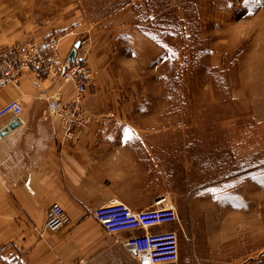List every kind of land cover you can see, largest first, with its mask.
<instances>
[{
  "label": "rangeland",
  "instance_id": "1",
  "mask_svg": "<svg viewBox=\"0 0 264 264\" xmlns=\"http://www.w3.org/2000/svg\"><path fill=\"white\" fill-rule=\"evenodd\" d=\"M128 5L132 13L126 16ZM117 19H132L160 49L154 61L132 67L139 78L134 123L138 131L170 134L172 149L146 171L112 166L125 171L100 174L101 193L130 200L167 195L187 230L192 207L200 216L244 215L252 264H262L264 0H0V52L28 45L39 51L50 38L59 42L70 34L81 41ZM124 34L119 41L125 44ZM57 54L59 60L58 46ZM186 233L188 240L180 237L181 264L184 244H191ZM18 255L1 251L0 264H22Z\"/></svg>",
  "mask_w": 264,
  "mask_h": 264
},
{
  "label": "crops",
  "instance_id": "2",
  "mask_svg": "<svg viewBox=\"0 0 264 264\" xmlns=\"http://www.w3.org/2000/svg\"><path fill=\"white\" fill-rule=\"evenodd\" d=\"M130 9L128 5L122 10L129 16ZM121 20L96 26L81 41L70 34L57 44L61 67L80 42L75 58L83 59L90 72L89 85L78 104V112L88 119L85 126L67 132L62 119L48 113L53 95L59 96L66 107L75 102L74 85L53 73L40 77L38 71L24 69L15 84L0 88V109L11 101H18L23 108L17 118L8 115L0 119V252L19 254L22 264H138L122 243L140 232L109 234L95 222L92 213L112 202L152 206L159 196L130 200L116 193L102 194L99 176L125 171L112 168L114 165L146 171L143 167L170 153L172 136L138 131L134 123L138 101L132 94L137 92L134 85L139 78L132 67L154 61L160 49L134 28L132 19ZM122 26H126L125 31ZM123 34L127 36L125 44L119 41ZM110 56L116 57V64ZM117 65L120 68L116 71ZM14 121L18 127L7 129ZM53 205L64 209L70 223L57 232H48L44 228L45 214ZM188 221L187 230L180 219L186 240V231L190 233L188 246L193 254L188 256L189 248L184 244L182 264L254 261L249 219L244 215L200 216L192 207ZM169 228H151L148 232ZM179 249L181 264L180 242Z\"/></svg>",
  "mask_w": 264,
  "mask_h": 264
},
{
  "label": "built area",
  "instance_id": "3",
  "mask_svg": "<svg viewBox=\"0 0 264 264\" xmlns=\"http://www.w3.org/2000/svg\"><path fill=\"white\" fill-rule=\"evenodd\" d=\"M57 43L58 40L50 38L45 42V48H40L39 51L28 45L0 52V88L10 83L15 84L24 69H33L38 71L39 75L53 73L62 81L72 83L75 88V102L72 107L63 106L57 95H53L47 105L48 113L59 116L65 124L66 131L71 132L88 122L87 117L78 112V104L89 85L90 72L84 60L78 58L59 67L55 45ZM46 62L50 66H41ZM22 111L23 108L18 101H11L0 109V119L8 115L17 118ZM92 216L109 234L140 232L122 243L124 249L137 260L138 264H179L180 235L185 237V233L177 208L169 196H159L148 210H133L127 205L112 202L95 208ZM69 223L70 219L60 205H53L46 211L44 228L48 232H57ZM169 226L172 228L155 233L148 232L151 228Z\"/></svg>",
  "mask_w": 264,
  "mask_h": 264
},
{
  "label": "water",
  "instance_id": "4",
  "mask_svg": "<svg viewBox=\"0 0 264 264\" xmlns=\"http://www.w3.org/2000/svg\"><path fill=\"white\" fill-rule=\"evenodd\" d=\"M80 46V42L78 41L75 46H74V49L70 52L69 56H68V62L71 63V62H74L75 60V56H76V50L79 48ZM16 127H18V122L17 121H14V122H11L7 129L9 130H13L15 129ZM7 131V130H5Z\"/></svg>",
  "mask_w": 264,
  "mask_h": 264
},
{
  "label": "snow or ice",
  "instance_id": "5",
  "mask_svg": "<svg viewBox=\"0 0 264 264\" xmlns=\"http://www.w3.org/2000/svg\"><path fill=\"white\" fill-rule=\"evenodd\" d=\"M246 2H247V0H246ZM257 2H259V0H257Z\"/></svg>",
  "mask_w": 264,
  "mask_h": 264
}]
</instances>
